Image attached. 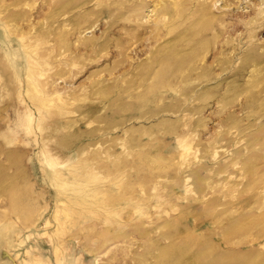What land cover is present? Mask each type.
<instances>
[{
	"label": "rangeland",
	"instance_id": "rangeland-1",
	"mask_svg": "<svg viewBox=\"0 0 264 264\" xmlns=\"http://www.w3.org/2000/svg\"><path fill=\"white\" fill-rule=\"evenodd\" d=\"M0 264H264V0H0Z\"/></svg>",
	"mask_w": 264,
	"mask_h": 264
},
{
	"label": "bare ground",
	"instance_id": "bare-ground-1",
	"mask_svg": "<svg viewBox=\"0 0 264 264\" xmlns=\"http://www.w3.org/2000/svg\"><path fill=\"white\" fill-rule=\"evenodd\" d=\"M164 1H165V0H164ZM174 2H175V0H174ZM176 4H177V3H176ZM176 6H177V5H176ZM167 7H168V6L166 5L165 8H167ZM179 7H180V6H179ZM168 8H169V7H168ZM178 13H180V12H178ZM191 28H192V27H191ZM191 28H190V30H191ZM193 28H194V27H193ZM193 28H192V29H193ZM185 29H186V28H185ZM195 30H196V29H195ZM195 30H194V31H195ZM180 60H181V59H180ZM181 61H182V60H181ZM183 62H184V61H183ZM176 63H177V62H176ZM173 65H174V67L176 68L175 63H174ZM177 65H178V64H177ZM171 66H172V65H171ZM172 69H174V68H172Z\"/></svg>",
	"mask_w": 264,
	"mask_h": 264
}]
</instances>
